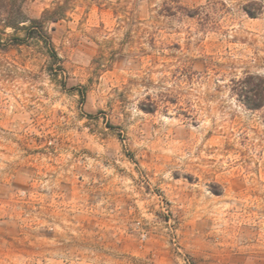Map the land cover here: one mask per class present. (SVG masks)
I'll list each match as a JSON object with an SVG mask.
<instances>
[{
  "label": "rangeland",
  "instance_id": "1",
  "mask_svg": "<svg viewBox=\"0 0 264 264\" xmlns=\"http://www.w3.org/2000/svg\"><path fill=\"white\" fill-rule=\"evenodd\" d=\"M247 77L264 0H0V264H264Z\"/></svg>",
  "mask_w": 264,
  "mask_h": 264
},
{
  "label": "trees",
  "instance_id": "2",
  "mask_svg": "<svg viewBox=\"0 0 264 264\" xmlns=\"http://www.w3.org/2000/svg\"><path fill=\"white\" fill-rule=\"evenodd\" d=\"M63 15V7L58 5L53 10H45L40 18L30 20L29 26H26L25 28H23V30L25 31L27 38H34L40 41L46 40L47 42H49L50 38L47 36V33L45 31V24L55 23L60 20ZM239 86L240 89L238 92V96L241 97L245 105H247V107H250L251 105L250 109H257V107H259V104H261L264 100L263 89L259 87L255 89L251 85L250 77L241 80ZM253 103H257L258 105Z\"/></svg>",
  "mask_w": 264,
  "mask_h": 264
}]
</instances>
